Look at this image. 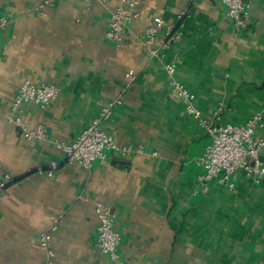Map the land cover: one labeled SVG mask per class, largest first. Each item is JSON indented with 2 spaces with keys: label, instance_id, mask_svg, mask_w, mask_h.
<instances>
[{
  "label": "crops",
  "instance_id": "obj_1",
  "mask_svg": "<svg viewBox=\"0 0 264 264\" xmlns=\"http://www.w3.org/2000/svg\"><path fill=\"white\" fill-rule=\"evenodd\" d=\"M42 1L0 0L8 19L0 28V264H45L38 237L59 216L54 264H115L95 244L97 201L116 214L126 264H264V184L241 172L232 176L236 191L200 184L196 159L210 134L174 98L164 69L175 65L211 125L261 113L255 135L264 139V0H247L241 30L221 0H135L121 43L105 35L119 0H58L45 11ZM157 16L181 36L161 29L149 57L142 34ZM26 80L60 89L46 108L27 104L21 114L32 129L45 127L44 139L27 140L7 117ZM118 98L103 129L146 152L109 151L90 169L66 164L56 143L71 142ZM53 161L59 168L48 176Z\"/></svg>",
  "mask_w": 264,
  "mask_h": 264
},
{
  "label": "built area",
  "instance_id": "obj_2",
  "mask_svg": "<svg viewBox=\"0 0 264 264\" xmlns=\"http://www.w3.org/2000/svg\"><path fill=\"white\" fill-rule=\"evenodd\" d=\"M56 1L58 0H43L38 8L45 11L52 7ZM85 1L91 4L97 0ZM101 1L105 2L106 0ZM221 1L226 7L228 17L234 26L238 30L246 28L250 3L247 0ZM135 3V0H119L118 6L112 12V18L105 33L109 40L117 43L123 41L125 28L137 17ZM185 16L186 11H183L178 15V19L180 20ZM7 24V17L0 14V28H5ZM161 29L165 31L167 36L173 38L181 36L176 31L174 25L167 23L160 16L155 17L153 23L144 29L142 34V41L147 48L149 57H155L159 53V49L155 47V42ZM164 69L171 76L170 86L174 98L210 134L209 143L205 146L203 153L196 159L197 165L203 169L199 175L200 184L203 185L208 181L215 180L221 185H226L229 190L236 191V185L232 180V176L237 172L243 173L244 177L253 184H264V162L261 159L264 139L258 138L255 135L256 129L263 126V115L258 113L244 124L219 123L211 125L195 104V94L174 78L175 65L172 63L165 64ZM126 75L130 80H134L137 74L134 70H129ZM59 93V87L54 84L43 83L37 85L30 80H26L16 93L7 117L27 140L44 139L47 137L45 127L39 126L36 129H32L22 118L21 114L24 105L27 104H35L39 108H46L57 99ZM120 102L121 99L118 98L105 105L90 124L71 142L56 143V146L64 152V162L66 164L90 169L95 161H105L109 151H115L123 157L146 152V148L143 145H119L113 136L103 129L102 123L109 119L113 109ZM219 119V117H216L217 121ZM158 154V151L150 152V155L153 157H156ZM58 168L59 163L53 161L45 173L48 176H52ZM40 172L43 173V171ZM9 178V175H6V179ZM6 185V181H2L0 189L5 188ZM95 212L98 218L96 246L115 264H126L118 252L122 235L115 228L116 214L102 201L95 203ZM61 218L62 216H59L55 219L52 226L46 231L41 232L38 237L39 245L47 254L45 264H54V250L51 248V241Z\"/></svg>",
  "mask_w": 264,
  "mask_h": 264
}]
</instances>
